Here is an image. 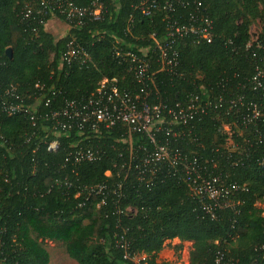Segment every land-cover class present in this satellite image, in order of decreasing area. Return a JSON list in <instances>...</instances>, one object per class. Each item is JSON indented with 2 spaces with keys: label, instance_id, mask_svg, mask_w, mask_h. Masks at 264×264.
<instances>
[{
  "label": "trees",
  "instance_id": "obj_1",
  "mask_svg": "<svg viewBox=\"0 0 264 264\" xmlns=\"http://www.w3.org/2000/svg\"><path fill=\"white\" fill-rule=\"evenodd\" d=\"M65 1L88 11L100 6V16L74 27L56 9L37 13L39 0H0V264H48L45 240L78 264H171L158 254L174 238L192 243L189 264H264L257 205L264 203V0H155L150 16L141 11L150 0ZM28 4L33 14L24 18ZM191 15L211 21V40L175 38L172 70H158L154 51L144 58L149 76L138 82L127 52L142 57V49H152L151 35L165 40L169 23L187 24ZM52 18L69 26L65 35L46 31ZM70 40L88 52V65L63 61ZM103 78L162 106L165 125L156 142L196 157L206 178L235 185L227 204L208 213L212 200L200 199L179 170L166 162L143 165L155 148L144 134L129 136L120 124L57 125L50 113L86 99ZM11 86L32 107L34 125L28 115L3 110ZM191 101L198 108L186 119L168 114L186 111ZM52 140L59 143L55 152L47 150ZM78 149L97 158L76 163L71 155Z\"/></svg>",
  "mask_w": 264,
  "mask_h": 264
},
{
  "label": "built area",
  "instance_id": "obj_2",
  "mask_svg": "<svg viewBox=\"0 0 264 264\" xmlns=\"http://www.w3.org/2000/svg\"><path fill=\"white\" fill-rule=\"evenodd\" d=\"M200 4V3H199ZM167 7H171L167 4ZM155 8V0H150L148 3L141 4V11L143 16H150L152 9ZM49 9H54L63 15L69 24L74 27L82 24L83 19L86 16L97 19L101 13V7L98 6L95 9L88 11L87 9L79 8L73 5L71 2L65 0H39V10L37 13L44 12ZM42 12V13H43ZM33 14L32 7L28 4L24 7L23 16L28 18ZM199 18V19H198ZM177 23H169L165 32V40H160L151 35L152 49L149 47L144 50L143 58L138 54L127 52L126 56L132 59V65L129 67V71L133 72L135 79L138 82L143 81L149 76V62L144 58L149 55L152 58L154 51L158 54V70L170 72L177 64L178 49L176 48L175 38H180L186 34H193L199 41L209 42L212 38V25L211 21L205 16L191 15L187 24L180 26ZM63 61L68 65L85 66L91 61V57L88 52L75 43L74 40H70L67 43L66 50L62 56ZM257 73L254 77L259 83V78L262 76V70L256 68ZM3 94H1V97ZM4 96L8 97V100H2L1 106L3 110L10 116L12 115H28L29 119L35 124L34 114L31 112L32 107L26 105L20 96L16 93V88L11 86L6 89ZM231 106L235 104L231 101ZM198 106L191 103L188 105L187 110L179 108L178 111H167L172 119L184 120L189 114H193V110H196ZM216 108V106H214ZM163 108L161 105H149L146 100L140 95V93L132 94L129 91L121 89L117 86L115 79L109 80L103 78L94 93L88 96L82 101H68L63 107L50 113L53 119L57 120V125L62 129H69L74 124L80 128L84 125L91 129H97L98 126L104 125L105 127H111L117 124L123 125L127 128L129 136L134 133H141L154 144V151L140 160L143 165L160 163H168L172 169L183 173L184 180L191 183L192 191L200 199L212 200V206L205 205L208 213L213 212V208L217 207L220 203L227 204L230 195L237 190L235 185H228L220 180L219 177L206 178L201 166L198 164L196 157L188 159L186 155H182L178 150L172 151L166 144H158L156 142L155 134L162 129L165 125L164 114H162ZM252 118H258L259 112L254 107L252 110ZM60 118L64 119L63 122ZM165 130L169 133V129ZM59 143L57 140H52L47 145V150L55 152L58 149ZM74 162L80 163L82 161H94L97 157L92 151H83L78 149L71 155ZM134 162V167L139 169L140 165L135 160L130 159L128 163ZM127 163L123 164L125 166ZM130 165V164H128ZM140 171V169H139ZM142 173V171H140ZM150 172L153 173L151 170ZM110 175V171L105 173ZM144 178V177H142ZM105 185H100L96 189L97 192L104 190ZM257 205L261 209L262 215H264V204L260 202ZM213 215V214H212ZM217 263L223 260L221 253L217 254Z\"/></svg>",
  "mask_w": 264,
  "mask_h": 264
},
{
  "label": "rangeland",
  "instance_id": "obj_3",
  "mask_svg": "<svg viewBox=\"0 0 264 264\" xmlns=\"http://www.w3.org/2000/svg\"><path fill=\"white\" fill-rule=\"evenodd\" d=\"M69 26L58 18L50 19L45 29L50 32L56 38H59L66 34ZM252 31L256 34L259 32V25L254 24L252 26ZM227 128V127H226ZM264 204V203H261ZM190 241H181L178 238L168 240L164 243V248L158 254V260L168 261L171 264H189V250L191 248ZM177 246H181V249H178ZM43 247L49 253V262L48 264H78L74 259H72L66 253V250L50 240H45L43 242ZM146 256L141 254L137 256L136 259H143Z\"/></svg>",
  "mask_w": 264,
  "mask_h": 264
},
{
  "label": "water",
  "instance_id": "obj_4",
  "mask_svg": "<svg viewBox=\"0 0 264 264\" xmlns=\"http://www.w3.org/2000/svg\"><path fill=\"white\" fill-rule=\"evenodd\" d=\"M10 52H11V49H10V48H8V49H7V53H9V54H10Z\"/></svg>",
  "mask_w": 264,
  "mask_h": 264
}]
</instances>
